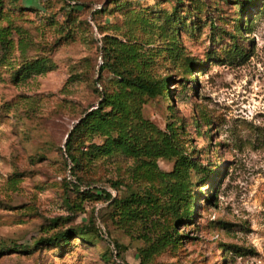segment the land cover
Returning <instances> with one entry per match:
<instances>
[{
    "label": "rangeland",
    "instance_id": "374dc122",
    "mask_svg": "<svg viewBox=\"0 0 264 264\" xmlns=\"http://www.w3.org/2000/svg\"><path fill=\"white\" fill-rule=\"evenodd\" d=\"M114 2L0 0V264H264V0ZM105 36L170 96L100 82ZM104 86L182 159L124 153L117 115L75 139L74 175L66 143ZM145 191L154 203L114 204ZM80 227L85 240L34 246Z\"/></svg>",
    "mask_w": 264,
    "mask_h": 264
},
{
    "label": "trees",
    "instance_id": "16d2710c",
    "mask_svg": "<svg viewBox=\"0 0 264 264\" xmlns=\"http://www.w3.org/2000/svg\"><path fill=\"white\" fill-rule=\"evenodd\" d=\"M114 4L118 10L122 9L124 3H119L117 0H114ZM246 4V3H245ZM242 6V5H241ZM244 6V5H243ZM102 10L101 12H104ZM244 11V10H243ZM173 20H178L177 17L173 16ZM104 41V62L100 66L99 81H103V74L107 71L111 76H113L116 80V83L122 89H137L145 95L149 97L155 98L157 96L164 98V91H167V95L170 96V88L168 86L170 80L169 78H162L159 80L146 79L141 74L137 73L136 67H140V69L144 68L146 65V58H141L136 56L137 62L136 64H124L122 60L119 59L118 53L114 48V43L109 41V38L105 36L103 38ZM135 49L134 46H128L126 50L128 52L133 51ZM136 50V49H135ZM237 51V50H236ZM101 101L96 109L91 110L87 113L86 117L72 130L68 141L66 143L67 153L69 158L73 163V167L71 168L72 173L74 175L78 174V171L81 170V160L78 155L75 153V139L84 135L86 132L90 130H98L106 123L114 120L117 115L122 117L124 126L126 129L120 132L116 138H108V141L114 143L117 148H121L124 153L131 154L132 157L141 161L143 157L148 159L157 160L163 157H176L182 159V154L179 155L178 148L174 145V137L171 132L168 133H155L151 126L147 122L141 120L137 126L131 125L129 126V119L124 118V114H129L126 111V103L119 99L118 97L113 96L111 93L107 91V87L104 86L103 93L101 95ZM167 100V99H166ZM127 119V120H126ZM126 124V125H125ZM157 135H161L157 138ZM111 146V145H110ZM106 144L101 146H93L96 151H101L103 149L108 148ZM179 160V159H178ZM155 166V164H154ZM206 172V169H205ZM159 178H165L168 175H158ZM79 179V178H78ZM80 181V180H78ZM183 185L179 184L178 188L173 190L176 194L185 193L183 189ZM108 199L111 198L109 194H107ZM192 198V197H190ZM192 200L189 199V203ZM155 197L151 191H145L144 193L132 192L130 195L123 200L115 201L114 204L117 206L124 204L127 206H135L139 204H151L154 203ZM193 201H197V198ZM190 207V208H191ZM192 209H196L193 207ZM194 217L193 212L190 209H187V214L185 218L190 221ZM73 239H86V234H84L83 229L77 228L72 230H67L65 232L57 233L48 238H40L35 242V247L42 245L44 247H52L53 249H60L69 245L71 240ZM2 246L0 245V248ZM26 248V246H10L9 249L14 252H21ZM4 249V248H3ZM4 251V250H3ZM3 251L1 253H3Z\"/></svg>",
    "mask_w": 264,
    "mask_h": 264
},
{
    "label": "built area",
    "instance_id": "2783aa9c",
    "mask_svg": "<svg viewBox=\"0 0 264 264\" xmlns=\"http://www.w3.org/2000/svg\"><path fill=\"white\" fill-rule=\"evenodd\" d=\"M105 232V230H103Z\"/></svg>",
    "mask_w": 264,
    "mask_h": 264
}]
</instances>
